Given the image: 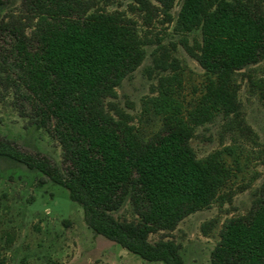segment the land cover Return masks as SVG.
<instances>
[{
    "label": "trees",
    "instance_id": "trees-1",
    "mask_svg": "<svg viewBox=\"0 0 264 264\" xmlns=\"http://www.w3.org/2000/svg\"><path fill=\"white\" fill-rule=\"evenodd\" d=\"M175 1L135 0L146 16L159 8L169 23ZM173 30L200 36L181 45L203 72L201 92L185 106L178 75L169 74L177 59L154 51L148 72L158 74L157 85L140 114L159 126L146 137L114 101L146 57L148 43L131 20L94 0H20L19 13L0 20V88L28 126L58 143L62 161L23 152L1 136L0 158L63 187L95 234L159 264L186 263L173 240L149 237L222 201L232 177L223 151L196 156V129L220 118L252 133L241 117L237 76L264 61V11L253 0H182ZM253 84L264 99L263 81ZM125 205L131 216L117 217ZM210 263L264 264V178L250 210L223 222Z\"/></svg>",
    "mask_w": 264,
    "mask_h": 264
},
{
    "label": "rangeland",
    "instance_id": "rangeland-1",
    "mask_svg": "<svg viewBox=\"0 0 264 264\" xmlns=\"http://www.w3.org/2000/svg\"><path fill=\"white\" fill-rule=\"evenodd\" d=\"M253 1L264 11V0ZM2 2L0 20L6 14L19 13L20 0ZM181 2L175 1L169 23L159 8L146 16L135 0H94L97 8L120 13L131 20L148 43L145 60L116 89L114 100L133 117L146 137L159 126L158 121L140 114L142 101L152 96L157 85L158 74L148 72L154 51L166 52L177 59L176 70L169 74L177 73L180 84L176 91L185 106L193 104L201 92L203 72L181 45L185 37L192 44L194 39L200 40V36L198 32L184 36L173 30ZM2 41L0 38L3 44ZM259 81H263L264 88V61L237 76L241 117L251 134L218 118L197 128L190 141L199 159L223 151L232 169V177L222 191L224 199L186 217L174 231L149 237L153 243L160 239L173 240L186 264H211L210 252L219 240L225 219L246 214L258 195L264 178V99L253 82ZM15 102L11 93L0 88V136L15 142L23 152L39 154L60 165L62 156L58 143L45 131L28 126L27 119L19 116ZM116 216L129 218L130 207L125 205ZM203 226L207 235L202 231ZM0 264L159 263L145 262L95 234L87 227L82 208L69 200L63 187L23 164L0 158Z\"/></svg>",
    "mask_w": 264,
    "mask_h": 264
}]
</instances>
